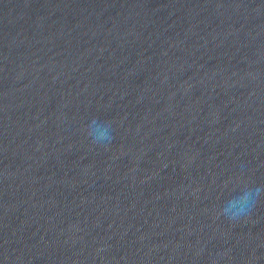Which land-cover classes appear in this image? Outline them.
Wrapping results in <instances>:
<instances>
[{
	"label": "water",
	"instance_id": "obj_1",
	"mask_svg": "<svg viewBox=\"0 0 264 264\" xmlns=\"http://www.w3.org/2000/svg\"><path fill=\"white\" fill-rule=\"evenodd\" d=\"M0 264H264V0H0Z\"/></svg>",
	"mask_w": 264,
	"mask_h": 264
},
{
	"label": "clouds",
	"instance_id": "obj_2",
	"mask_svg": "<svg viewBox=\"0 0 264 264\" xmlns=\"http://www.w3.org/2000/svg\"><path fill=\"white\" fill-rule=\"evenodd\" d=\"M98 127V123L96 120L90 121L89 124V135L92 136L94 141L100 140V139H110V136L105 135L103 138L97 137L95 135V129ZM259 191V189L257 190ZM250 200L249 193L245 192L240 200L235 202H229L228 206L224 209V214L228 216L229 219H237L240 216L244 215L248 208V203Z\"/></svg>",
	"mask_w": 264,
	"mask_h": 264
}]
</instances>
